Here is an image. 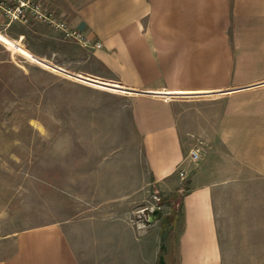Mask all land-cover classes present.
<instances>
[{
	"label": "crops",
	"instance_id": "0c3cea01",
	"mask_svg": "<svg viewBox=\"0 0 264 264\" xmlns=\"http://www.w3.org/2000/svg\"><path fill=\"white\" fill-rule=\"evenodd\" d=\"M41 1L101 44L86 47L104 66L101 78L145 99L133 125L140 129L146 177L92 185V196L80 195L79 222H48L37 257L18 235L13 254L0 264H157L164 219L150 223L132 211L149 198L148 184L168 198L163 214L174 216L165 264H225L219 202L231 186L216 179L215 169L194 171L200 158L192 160L186 145L230 144L235 126L242 129L238 136L264 146V99H247L264 95V80L248 84L239 72L241 65L264 63V0ZM174 91L206 95L173 98ZM253 158L252 165L243 157L244 166L264 178V148ZM141 180L145 186L135 189Z\"/></svg>",
	"mask_w": 264,
	"mask_h": 264
},
{
	"label": "rangeland",
	"instance_id": "374dc122",
	"mask_svg": "<svg viewBox=\"0 0 264 264\" xmlns=\"http://www.w3.org/2000/svg\"><path fill=\"white\" fill-rule=\"evenodd\" d=\"M37 23L0 19V259L13 254L18 235L37 257V238L45 235L48 222H79L80 195L92 196V185L114 184L128 178L124 175L146 177L140 129L133 125L134 110L145 99L101 78L104 66L92 50ZM239 72L248 84L258 83L264 80V63L241 65ZM196 95L206 94L174 91L173 98ZM241 130L230 129V144L186 146L188 154L197 149L201 155L194 171L215 169L216 179L231 186L219 202L226 221L225 264H264V178L242 160L253 165L256 148L261 152L264 146L238 136ZM243 139L246 143L238 142ZM135 186L145 185L141 180ZM147 187L149 198L132 209L136 217H148L156 206L163 214L168 198L153 184Z\"/></svg>",
	"mask_w": 264,
	"mask_h": 264
},
{
	"label": "built area",
	"instance_id": "2783aa9c",
	"mask_svg": "<svg viewBox=\"0 0 264 264\" xmlns=\"http://www.w3.org/2000/svg\"><path fill=\"white\" fill-rule=\"evenodd\" d=\"M0 19L26 24L31 21L40 22L59 31L65 38L83 47H99L101 45L99 42L90 41L81 31L59 20L52 9L41 0H0ZM189 155L192 160L199 158L197 149L191 150ZM179 174L183 176V171L181 170Z\"/></svg>",
	"mask_w": 264,
	"mask_h": 264
},
{
	"label": "water",
	"instance_id": "95a60500",
	"mask_svg": "<svg viewBox=\"0 0 264 264\" xmlns=\"http://www.w3.org/2000/svg\"><path fill=\"white\" fill-rule=\"evenodd\" d=\"M161 217H163L162 212L160 211V209H156V210L152 211L151 214L148 215V222L152 223V222H154V220L159 219ZM168 234H169L168 229L163 230L161 233V241H164L168 237ZM161 249L163 251H166V245L163 242L160 245V250ZM157 264H165V258H164L163 254L159 255Z\"/></svg>",
	"mask_w": 264,
	"mask_h": 264
},
{
	"label": "trees",
	"instance_id": "16d2710c",
	"mask_svg": "<svg viewBox=\"0 0 264 264\" xmlns=\"http://www.w3.org/2000/svg\"><path fill=\"white\" fill-rule=\"evenodd\" d=\"M163 219H164V229L163 230L168 229L169 230V233H170L172 231V227L174 225V216H173L172 213H170V214L164 215L163 216ZM166 240L167 239H165L164 241H161V243L163 242L166 245ZM165 252L166 251H163L162 249L160 250V254H163L164 255Z\"/></svg>",
	"mask_w": 264,
	"mask_h": 264
}]
</instances>
